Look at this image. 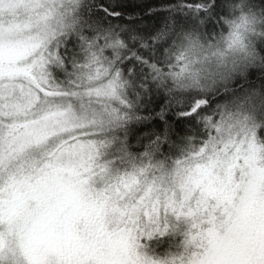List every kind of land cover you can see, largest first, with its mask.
<instances>
[{
	"label": "snow or ice",
	"instance_id": "snow-or-ice-1",
	"mask_svg": "<svg viewBox=\"0 0 264 264\" xmlns=\"http://www.w3.org/2000/svg\"><path fill=\"white\" fill-rule=\"evenodd\" d=\"M84 2L0 0V264H156L139 250L143 239L167 231L169 214L192 223L185 255L166 264H264V147L254 133L210 140L172 172L133 165L108 177L105 167L97 170L93 138L122 119L113 105L124 103L126 84L110 58L125 44L80 17ZM206 3L212 10L213 0ZM92 7L110 19L121 15ZM243 10L253 13L246 30L264 37L256 31L264 20L248 0ZM85 24L98 35L90 42L82 36L87 59L77 66L76 90L67 93L51 80L50 66L64 64L53 42ZM239 28L227 42L234 66L218 74L225 86L232 72L264 64ZM188 48L201 46L190 39ZM191 67L182 52L167 76L185 87ZM199 81L194 74L191 83ZM71 97L86 99L91 115L74 113ZM202 107L197 101L186 115ZM94 177L103 181L99 191Z\"/></svg>",
	"mask_w": 264,
	"mask_h": 264
},
{
	"label": "trees",
	"instance_id": "trees-1",
	"mask_svg": "<svg viewBox=\"0 0 264 264\" xmlns=\"http://www.w3.org/2000/svg\"><path fill=\"white\" fill-rule=\"evenodd\" d=\"M237 2L213 0L209 10L206 0H85L78 10L80 17L94 20L105 34L114 33L125 44L118 58H110L126 84L122 89L124 103L113 105L122 119L106 124L99 136L103 139V159L113 171L128 173L133 165L171 170L177 161L207 144L220 125L234 118L250 120L264 147V64L250 65L243 73L232 72L227 86L218 74L224 67L234 66L233 56L224 65L211 61L210 70L195 85L187 82L178 88L167 76L190 39L199 41L206 53L222 48L229 32L225 20L238 14ZM248 4L264 20V0H248ZM92 5L115 8L121 15L110 19ZM256 31L264 32V22ZM97 35L85 24L79 33H68L53 42L64 58L62 67L54 64L51 68L54 86L67 93L76 90L77 66L87 59L82 36L90 42ZM247 42L264 56V37L251 36ZM153 66L163 74L162 82ZM197 101L203 104L200 111L195 116L186 115ZM70 102L77 115H91L86 99L71 97ZM171 228L153 237L145 249L148 256L179 259L185 255L188 241L184 227L181 225L176 237L170 235Z\"/></svg>",
	"mask_w": 264,
	"mask_h": 264
},
{
	"label": "rangeland",
	"instance_id": "rangeland-1",
	"mask_svg": "<svg viewBox=\"0 0 264 264\" xmlns=\"http://www.w3.org/2000/svg\"><path fill=\"white\" fill-rule=\"evenodd\" d=\"M56 50V48H54ZM54 65V64H53ZM53 65L50 66L49 71L51 72V68ZM69 104L70 99L67 101ZM219 130V131H217ZM216 130V134L211 140H216V139H223L226 140L229 137L240 135V134H249V133H254L255 135V142L257 144V147H263L258 139L257 133H256V128L252 124V122L246 118H234L226 121L222 125H220ZM102 130L98 132V134L93 138L94 142L98 145V151L95 159V165L97 166V170L99 167H105L106 168V175L108 177H116L119 175H123L125 173H117L113 171L110 166L104 161L103 159V139L99 137L101 135ZM102 143V144H101ZM104 153L106 154V149L104 150ZM175 167V166H174ZM174 167L171 170H164L165 172H172ZM92 187H94L97 191L101 190L104 187L103 181L99 177H94V180L92 182ZM191 220L187 217H181L179 219L176 218V216L169 214L167 217V229L170 228L171 226L173 228L169 229L170 235L173 237H176L180 235L181 230L179 229L181 225L184 227V231L187 234V241L189 243L190 241V229H191ZM167 232V231H166ZM164 232V233H166ZM160 234H154L151 238H145L142 240V245L143 247L139 250L141 254L145 255L147 258L151 259L152 261L156 262V264H166L168 261H173V260H178V258H170V259H157L153 258L147 255L145 249L146 247L151 244L153 241V237L159 236ZM210 240L214 241L215 236L210 235Z\"/></svg>",
	"mask_w": 264,
	"mask_h": 264
},
{
	"label": "clouds",
	"instance_id": "clouds-1",
	"mask_svg": "<svg viewBox=\"0 0 264 264\" xmlns=\"http://www.w3.org/2000/svg\"><path fill=\"white\" fill-rule=\"evenodd\" d=\"M245 2L246 0H238L236 3L235 9L238 14L229 19L231 25L227 23L229 32L225 36L222 48H218L215 51L209 50L207 53L203 49L192 50L187 48L184 50L185 58L192 63L190 71L193 75L188 77V82L192 81L194 74L196 73L199 74L200 78L204 76L210 70V62L213 60L218 61L220 59L218 53H223L225 59L235 55L233 51L228 49L227 42L230 33L234 31L236 26H240L239 31L245 41H248L249 37L252 36L251 32L246 30L245 21L251 19L253 13L248 10L241 11V7Z\"/></svg>",
	"mask_w": 264,
	"mask_h": 264
}]
</instances>
